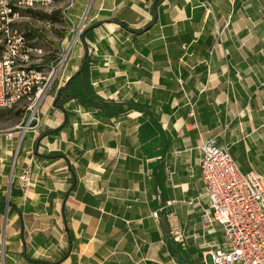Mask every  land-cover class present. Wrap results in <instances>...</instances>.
<instances>
[{
  "label": "crops",
  "instance_id": "obj_1",
  "mask_svg": "<svg viewBox=\"0 0 264 264\" xmlns=\"http://www.w3.org/2000/svg\"><path fill=\"white\" fill-rule=\"evenodd\" d=\"M55 6L86 28L40 106L39 135L58 130L24 140L15 169L0 149V264H210L222 232L204 220L197 146L215 137L264 173V0ZM35 152L55 157L24 186ZM14 171L21 215L5 208Z\"/></svg>",
  "mask_w": 264,
  "mask_h": 264
},
{
  "label": "built area",
  "instance_id": "obj_2",
  "mask_svg": "<svg viewBox=\"0 0 264 264\" xmlns=\"http://www.w3.org/2000/svg\"><path fill=\"white\" fill-rule=\"evenodd\" d=\"M55 1L0 0V109L25 104L34 114L80 41L85 17L74 24L64 12L67 29L50 49L17 28L22 13H50ZM197 148L209 211L204 220L217 223L222 232L221 240L208 251L210 264H264V173L242 171L215 137L203 140ZM171 174L168 171L169 178ZM153 217L157 218L155 212Z\"/></svg>",
  "mask_w": 264,
  "mask_h": 264
},
{
  "label": "rangeland",
  "instance_id": "obj_3",
  "mask_svg": "<svg viewBox=\"0 0 264 264\" xmlns=\"http://www.w3.org/2000/svg\"><path fill=\"white\" fill-rule=\"evenodd\" d=\"M53 7L55 9V4ZM28 12L22 13L23 17L17 23V28L20 31L26 33L29 39L34 40L35 43L45 45L46 49H50L52 45L54 46L59 41V39L64 36L67 25L59 18H55L51 22L45 18L46 16H44V14L46 13L43 11H32L34 12L32 14ZM55 83L56 81L54 82L52 90L48 94L47 99L52 97ZM41 112L42 107H39L36 111H34L33 114L31 110H26L25 104H19L11 108L0 109V133H4L7 137H9L6 140L7 142L10 143V141H12L11 146L4 147V136H0L3 137V139H0V149L2 153L7 150L6 162L7 164H12L14 160V169L17 163H19L22 152L21 145L24 143V140L28 141V137H30V135H39L42 117ZM11 132L14 135L12 137L10 136ZM9 151H11V153ZM40 162L41 160L38 154H29L28 159L26 160V166H24L23 171L18 175H21L19 180L24 183V186H29V182L33 183L34 179L37 180L38 177H41L42 171L48 170L47 165H44L43 162ZM241 170L245 171L244 169ZM14 174H17L16 171L13 173L12 182H14L16 178ZM8 181L9 179L7 178V185L9 183ZM41 201L45 202L46 208H51L54 206L52 204V200L50 199L48 200L43 198ZM1 264H4L3 260L1 261Z\"/></svg>",
  "mask_w": 264,
  "mask_h": 264
},
{
  "label": "trees",
  "instance_id": "obj_4",
  "mask_svg": "<svg viewBox=\"0 0 264 264\" xmlns=\"http://www.w3.org/2000/svg\"><path fill=\"white\" fill-rule=\"evenodd\" d=\"M30 12V14H32V13H34V12H32V11H29ZM28 12V13H29ZM44 16H46L45 18H47L48 19V21H51L52 22V20L53 19H55V18H59L60 20H62V18L61 17H59V15H58V12L56 11V10H53V11H51L50 13H46V14H44ZM1 49H2V46H1V44H0V52H1ZM76 75H78V74H75L74 76H76ZM74 76H72L71 77V79L74 77ZM70 81V80H69ZM67 87L66 88H64V87H61V88H59L58 90H57V92H56V95H55V98H54V106H56V107H60V108H62V104H63V102H65L66 100H68V98L71 96L70 94H68L67 93ZM58 129H49L48 131H44L43 133H41L39 136H38V138L37 139H39L40 137H42L43 136V134H45V133H52V132H55V131H57ZM36 153V152H35ZM37 154V153H36ZM39 155V154H38ZM39 157H42V158H54L55 156L54 155H42V154H40V156ZM14 182H12L11 183V188H10V194H9V199H8V215L11 213V212H18V214L19 215H21V212L17 209V206L15 205V203L12 201V197L15 195V191H14V184H13ZM6 201V200H5ZM3 210V209H2ZM66 255V253L64 254V255H62L61 257H59V259H58V261L59 260H61V258H63L64 256ZM44 262V261H46L47 262V260H37V262Z\"/></svg>",
  "mask_w": 264,
  "mask_h": 264
},
{
  "label": "water",
  "instance_id": "obj_5",
  "mask_svg": "<svg viewBox=\"0 0 264 264\" xmlns=\"http://www.w3.org/2000/svg\"><path fill=\"white\" fill-rule=\"evenodd\" d=\"M10 185H11V180L9 182V185H8V189H7V201H6V211H7V207H8V199H9V194H10ZM5 217H6V213H5Z\"/></svg>",
  "mask_w": 264,
  "mask_h": 264
}]
</instances>
